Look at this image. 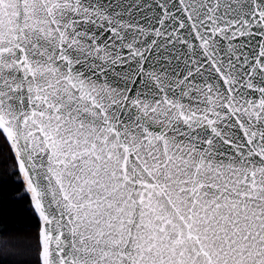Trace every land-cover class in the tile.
Returning a JSON list of instances; mask_svg holds the SVG:
<instances>
[{
    "label": "snow or ice",
    "instance_id": "6c2138e0",
    "mask_svg": "<svg viewBox=\"0 0 264 264\" xmlns=\"http://www.w3.org/2000/svg\"><path fill=\"white\" fill-rule=\"evenodd\" d=\"M0 146V264H264V0H0Z\"/></svg>",
    "mask_w": 264,
    "mask_h": 264
},
{
    "label": "trees",
    "instance_id": "16d2710c",
    "mask_svg": "<svg viewBox=\"0 0 264 264\" xmlns=\"http://www.w3.org/2000/svg\"><path fill=\"white\" fill-rule=\"evenodd\" d=\"M13 161L7 146H0V176H8L12 172ZM15 179V177H13ZM14 187V185H10ZM31 214H29L30 216Z\"/></svg>",
    "mask_w": 264,
    "mask_h": 264
}]
</instances>
